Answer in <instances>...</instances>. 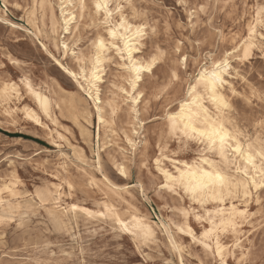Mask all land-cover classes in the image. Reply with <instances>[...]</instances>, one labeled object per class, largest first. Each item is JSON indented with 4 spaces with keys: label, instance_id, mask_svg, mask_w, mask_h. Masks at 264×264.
<instances>
[{
    "label": "rangeland",
    "instance_id": "rangeland-1",
    "mask_svg": "<svg viewBox=\"0 0 264 264\" xmlns=\"http://www.w3.org/2000/svg\"><path fill=\"white\" fill-rule=\"evenodd\" d=\"M120 2L126 1L120 0ZM189 2L194 6L200 3L212 5L210 11L214 22L227 36L226 40L220 42L219 47L231 50L234 41L246 36L248 21L252 20L254 7L260 3V0H189ZM17 3L21 6L20 8L12 6ZM133 3L148 10L150 20L152 18L160 21L170 20L172 25L176 26L177 36H185L179 25L181 23L187 25L188 16L176 0H133ZM87 4L91 7L92 2L88 0ZM0 6H3L2 0H0ZM32 7L33 0H9L7 15H4L2 9L0 10V17H7L11 22L28 29V31L13 29L10 24L0 23V84L8 80L20 83L21 79L27 76L36 87H40L54 99L68 102L63 111H55L57 124H53L44 117L43 122L49 128H53L52 130L64 134L71 146L75 148L63 147L62 153L68 158L62 157L59 149L52 145V138L47 130L25 121L21 114L13 118L5 115V108L3 104H0V184L10 170H14L21 181L17 185L16 196H11L9 193L3 194L6 207L5 210L0 208V216L14 212L17 220L21 215H25L26 221L23 229H17L14 224L0 226V264H70V261L77 258L80 264H113L114 261L118 264H172L175 254L167 243L168 237L159 220H163L169 226L178 243L188 245L192 256L186 259L193 260L203 256L207 264L211 254H205L200 245L193 244L190 237L181 235L170 222L178 224L182 221L178 209L188 206L196 209L198 206L192 204L190 200L180 199L167 190L160 189L158 186L163 178L156 170L154 163L160 155L161 148L157 145L162 143V138L166 141V154L172 158L176 153V158L180 160L189 161L198 157L203 146L189 141L187 147L182 148L180 141L164 135L163 121L157 122L151 119L148 112H142V115L149 117L151 127L149 124H144L142 129H138L142 134L134 136V139L138 141L134 152L127 143L126 136L133 137L135 117L130 119V110H124L126 106L120 102L121 110L114 118L112 127L115 131L112 143L103 149L102 139L97 142L96 138L95 114L91 126L81 119L82 110L85 108L94 113L92 101L43 50L41 42H45L54 57L59 58L64 65L77 69V63L70 54L63 59L62 52L55 50L51 40L54 37H51L49 16L46 15L43 19L41 10L36 11V19L38 26L41 25L44 37H40V40L34 37L27 21L28 12ZM55 9L59 15L56 5ZM92 24L91 16L86 14L74 40L77 41L78 49L82 50V46L87 48L91 43L97 31L95 26H89ZM191 30L188 27L187 33H192ZM202 30H207L203 23L197 27L196 31ZM63 37L64 34L60 30L59 35L56 36L59 44ZM185 39H187L186 36ZM70 43L72 44V41ZM209 47L212 52L217 51L214 45L209 44ZM187 51L191 54V45L188 46ZM196 55H200L199 51ZM10 58L18 60L19 64H13ZM232 63L243 69V78L237 76L235 72L229 77L232 87L237 92V95H232L231 91L228 92L230 103L234 108L232 116L233 119H239L241 123L247 121L246 130L250 135L255 134L258 131L256 125L264 119V107L261 106L259 99V93L264 89V79L261 78L264 76V55L259 54L257 50L247 61L233 60ZM193 64H195L194 61ZM118 73L119 69L115 64H106L103 94L109 99L115 98L116 101L119 97L114 95L115 90L111 88V85L122 83L118 80ZM21 92L22 102L17 103L18 106L29 105L35 108L23 86ZM249 98H252V103H248ZM73 99L80 110H75L68 105ZM83 125L88 128L90 135L87 134ZM96 146L101 155V164L112 183L121 187L125 186L128 190L129 194H121L123 199L115 195L108 184L102 181L99 187L95 185L85 187L86 181L93 174L101 180L99 172L93 169V161L97 153ZM81 151L84 152V156ZM5 157L7 160L4 159ZM120 163H124L127 167V177L119 175L117 164ZM142 163L147 166H142ZM165 163L168 166L171 165L168 161ZM65 176L73 182L74 189L70 195L66 185L59 189L63 194L62 204L77 203L92 211H99L103 210L105 202H109L113 203L125 216L129 214L128 204H131L151 222L158 224L155 227V242L138 250L136 240L130 232L120 229L110 217H89L81 212L77 215L69 214L66 217L55 212L54 204L51 201L42 202L39 195L56 193L57 189L53 185L60 184ZM130 185H144L145 195L140 194L138 187H130ZM247 208L249 213H255V215H251L240 225L241 238L244 241V254L248 255L251 249V258L255 261L259 258L261 246L264 245V218L261 216L264 210H261L254 200L248 204ZM191 221L199 233L200 224L193 219ZM232 239L229 234L225 237V242L231 244ZM80 250H83V254ZM64 252L70 255L65 256ZM239 253L236 252L234 255L235 261L233 256H230V264H239Z\"/></svg>",
    "mask_w": 264,
    "mask_h": 264
},
{
    "label": "snow or ice",
    "instance_id": "snow-or-ice-1",
    "mask_svg": "<svg viewBox=\"0 0 264 264\" xmlns=\"http://www.w3.org/2000/svg\"><path fill=\"white\" fill-rule=\"evenodd\" d=\"M176 2L184 8L188 16V24L179 25L187 39L185 36H177L176 26L172 25L170 20H150L148 10L135 5L133 0H126L124 3L119 0L115 3L113 0H92L91 7L86 0H76L70 5L72 10L67 13H64L62 6L61 14L64 19L61 30L64 33L75 37L86 14L93 20V24L89 26L97 28L87 48L82 46L81 52L74 50L72 53L78 63L91 65V75H88L85 68H81L80 71L84 72L82 82L76 71L69 68H65V71L78 83L82 82L88 97L97 102L96 111L100 114L102 65L106 62L115 64L119 69L118 80L122 83H112L111 88L119 99L115 105L112 99L108 101L107 107L111 109L113 120L102 119V123L114 122L118 108L121 107L120 102H123V106H126L124 110H130V119L135 117L133 132L136 136L142 134L137 130L142 129L144 124L151 127L149 117L142 115V112H148L151 119L163 121L164 135L180 141L182 148H186L189 141L203 145L197 159L191 163L185 162L182 166L181 160L177 159V154L174 153L169 170L167 165L161 166L162 160H169L166 141L162 138V143L157 145L161 148V155L154 160L156 170L163 176L158 187L198 206L196 209L191 206L178 209L185 217V221L179 223L178 231L190 236L192 243L200 245L205 254L211 253L207 264H213V261L215 264H227L226 256L232 254L233 246L226 249L221 241L222 236L236 235L240 225L249 216L255 215L249 213V202L254 200L260 209L264 210V199H261L264 197V119L256 125L257 133L250 135L245 128L247 121L241 123L239 119H233L234 108L228 96L229 91L232 95H237L229 80L231 74L235 72L243 78V69L232 61H247L257 50L259 54L264 55V0H260L254 7L246 36L234 41L231 50L219 47L220 42L226 40L227 36L215 24L210 3L194 6L189 0ZM8 4L9 0H4L5 13ZM12 6L21 7L18 3ZM0 23L7 25L9 21L4 17ZM201 23L207 30L197 32L196 29ZM11 27L15 29L17 25L12 24ZM188 27L192 29V33H187ZM209 44L214 45L217 51L212 52ZM189 45L192 46L191 54L187 51ZM63 47L66 55L69 44L65 43ZM45 50L48 51L47 48ZM197 51L199 56L196 55ZM54 59L57 63L60 62L59 58ZM11 62L19 64L15 59ZM261 78L264 79V76ZM21 84L26 85L28 91L40 101L41 110L50 118L47 98L40 97L27 77ZM20 95L15 84L9 86L4 83L0 88V104L10 103L11 99ZM259 99L264 107V89L259 93ZM252 102V98H249L248 103ZM35 119L37 124L41 123L38 117ZM128 143L135 151L138 141L129 138ZM4 159L7 160V157ZM142 166L147 165L142 163ZM93 169L99 172L101 180L93 174L86 181L85 187H99L101 181L116 187L101 164L98 149ZM117 169L120 176L127 177L128 170L125 166L117 164ZM20 182L16 172L10 170L4 177V184L0 186V204L4 203V193L16 196ZM65 185L70 195L74 184L67 176L60 184L53 185L57 192L49 195L59 194V189ZM130 187H138L140 194H145L144 185ZM229 202L232 203L231 208L221 207ZM237 202L243 207H238ZM104 209L94 213L86 208L78 209L77 204L73 203L68 211L79 210L87 213L89 217L103 216L114 219L116 223L121 224L123 231H130L138 250L155 242V232L143 222L137 220L134 226L129 225L117 215L115 207L106 203ZM261 216L264 218V211ZM189 217H194L200 224L199 233L189 225ZM133 219L135 220V217ZM25 223V215H21L19 220L14 212L0 216V226L14 224L17 229H23ZM167 243L175 254L172 264H205L203 256L193 260L186 259L192 256L191 250L188 245L178 243L173 235H169ZM235 246L239 247V240ZM63 255L70 254L64 252ZM251 257V249L248 255H245L242 249L239 253V264H264V245L261 246L258 259L254 261ZM235 259L233 256V261ZM70 264H80L79 259L70 261ZM113 264L118 262L114 261Z\"/></svg>",
    "mask_w": 264,
    "mask_h": 264
},
{
    "label": "bare ground",
    "instance_id": "bare-ground-1",
    "mask_svg": "<svg viewBox=\"0 0 264 264\" xmlns=\"http://www.w3.org/2000/svg\"><path fill=\"white\" fill-rule=\"evenodd\" d=\"M3 1V5H4V0ZM88 0H86V3H87ZM92 2V0H90ZM126 1V0H124ZM76 2V0H33V7L31 8V10L28 12V16H27V21H28V25L32 28V34L34 35V37L38 38L40 40V37H44L43 36V31L42 29L40 28V26H38V23H37V19H36V11L37 10H41L43 12V19L45 18L46 15L49 16V21H50V30H51V37L53 36L54 38H52L51 40H53V46L55 48V50L59 51V52H62V55H63V59H65L69 54L72 56V59L74 61H76L77 65H78V68L77 69H74L72 67H68L66 65H64L60 60L59 63L56 62V59H54V55L50 52L47 44L45 42H41V47L43 48V50L49 54V56L52 57V59L55 60L56 64L58 65V67L70 78L73 80V82L78 86V88L88 97L87 93L84 91V88L82 86V82H83V76H84V72H81L80 69L81 68H85L86 71L88 72V75L90 76L91 75V65L90 64H81V63H78L77 60L73 57L72 53L73 51L75 50L77 53L81 52V49H78L77 47V41H74L77 37V32L75 33V37L73 36H70L68 35V33H64L61 29H62V26H63V19H64V16L61 14V7L63 6L64 7V13H67L69 12L70 10H72L70 8V5L72 3ZM114 2V0H113ZM117 2V0L115 1ZM114 2V3H115ZM120 2V0H119ZM158 2V1H157ZM177 3V2H176ZM55 5L57 6L58 8V12H59V15L57 14L56 12V9H55ZM216 5V3H215ZM3 10V6H0V10ZM8 11V10H7ZM169 13V12H168ZM4 15L6 16L7 14L4 12ZM4 17H0V20H2ZM31 18V19H30ZM42 18V17H41ZM9 21V24L12 25V24H15L17 25L16 23H13L11 22L10 20ZM22 21V20H21ZM25 23V22H24ZM17 28L18 29H21V30H26L28 31L27 28L25 27H22V26H19L17 25ZM16 28V29H17ZM61 30L62 34H64V37L62 38L60 44L57 42L56 40V36L59 35V31ZM75 31V30H73ZM192 31V30H191ZM31 34V33H30ZM28 36V35H27ZM38 41V40H37ZM70 41H72V44L70 43ZM65 43H68L69 44V48L67 50V54L65 55V50H64V47L63 45ZM73 45H75V48H73ZM48 49V51H46L45 49ZM11 61V59H10ZM106 64H103L102 65V68H103V74L101 75V92H100V107H101V113L100 114H97V102L91 98H89L92 103H93V106H94V113L90 112L88 108H85L82 110V118L84 121H85V124H87L88 126H91L92 125V119H93V115L95 114L96 116V119H97V142H99L101 139L103 141V144H102V148L105 149V147L107 145H109L110 143H112V137L114 136L115 134V131L113 130V122L111 123H102V119H105V120H113L110 115H111V109L107 107L108 105V101L110 100L108 97H106L104 94H103V83H104V74H105V67H106ZM65 68H69L73 71H76L82 78V82L81 83H78L77 80L73 79L69 74L68 72L65 71ZM27 77V76H25ZM24 77V78H25ZM23 78V79H24ZM33 87H34V90L39 93L40 97L41 98H47V101H48V104H49V110H50V118H49V115H45L44 112L41 110V104H40V101L34 96L32 95L31 92L28 91L26 85L24 84H21V81L23 79H21L20 83L18 82H15L13 80H8V81H4L0 84V88H2L3 84L4 83H8L9 86H11L12 84H15L17 86V89L20 91L21 95L18 97V98H13L11 99V102L10 103H6V104H3L4 106V114L13 118L17 115H22L24 117V120L29 122V123H32L34 124L35 126H38V127H41L45 130H47L50 135H51V138H52V145L55 147V148H58L59 149V152L62 153V148L63 147H72L73 149L75 147L71 146L68 138L60 133L59 131L57 130H52L51 128H49L44 122H43V117L46 118V119H49L53 124H57L56 123V120H55V111L58 110V111H63L64 108L66 107V104L68 102H65L63 100H56L54 99L51 95H49V93H47L46 91L42 90L40 87H36L34 84H33V81L27 77ZM231 79V78H230ZM22 86L25 88L27 94L30 96L31 100L33 101L34 103V106L35 108H32L31 106L29 105H22L21 107L18 106L17 103L21 104L22 102ZM253 97V96H252ZM113 100V103L114 105L116 104V100L115 98H112ZM13 105V106H12ZM71 108L75 109V110H80L79 106L77 105L76 101L73 99L69 102L68 104ZM121 110V107L118 108V111H117V114L118 112ZM178 110V109H177ZM36 117H38L41 121L40 124H37L36 123ZM75 122V121H74ZM76 123V122H75ZM80 123V122H79ZM78 125V124H77ZM83 128L86 130L87 134L90 135V131L88 130V128L86 126L83 125ZM81 129V128H80ZM138 131V130H137ZM142 131V130H141ZM86 135V134H85ZM103 136V138H102ZM134 136H136L134 133H133V137H130V136H126V139H127V143H128V139L131 138V139H134ZM61 137H63V139H61ZM81 137V136H80ZM12 139V138H11ZM73 140V139H72ZM135 140V139H134ZM140 143V142H139ZM145 144V141L143 142ZM97 144V143H96ZM130 145V144H129ZM131 146V145H130ZM137 146H138V143L136 144V147H135V150L137 149ZM203 146V145H202ZM96 149H97V146H96ZM131 149H132V146H131ZM97 151V150H95ZM135 152V151H134ZM81 154L84 156V152L81 151ZM161 155V149H160V153ZM96 155V153H95ZM159 155V156H160ZM13 156V155H12ZM62 157H65V158H68L66 154L62 153L61 155ZM73 156V154H72ZM75 159V158H74ZM171 159L169 157V160L168 162L171 164ZM197 159L194 158L192 160H181V166L183 165V163L187 162V163H191L193 160ZM166 161L162 160L161 161V166H165L167 165L165 163ZM122 164L123 166H125L124 163H120ZM84 165V164H82ZM71 166V165H70ZM168 166V165H167ZM126 167V166H125ZM169 167V170H171L170 166ZM127 168V167H126ZM160 173V172H159ZM161 174V173H160ZM120 175V174H119ZM161 177L163 178L162 174H161ZM4 184V181L2 182V184H0V186H2ZM114 184V183H113ZM116 185V184H115ZM108 187L112 190V192L117 195L118 197L122 198L123 197L121 196V194H129L128 190L124 187H121V186H118L116 185L115 188H113L111 186V184H108ZM166 190V189H164ZM57 192V191H56ZM62 193L59 191V194H57L56 196H53V195H49V193H46L45 195H39V198L41 199L42 202H45V201H51L53 204H54V211L59 213L60 215L62 216H68L69 214H73V215H77L79 214L81 211L77 210L76 212H70L68 211L70 208H71V205L73 204H68V203H64L62 204ZM145 195V194H144ZM142 197V196H141ZM144 200V199H143ZM148 202V201H147ZM108 204L110 207H115L117 209V215L120 216L121 220L125 221L127 224L129 225H135L136 221H141L143 222L144 224H146L147 226H149L154 232H155V236H156V231H155V227L158 226V224L156 222H151L147 216L143 215L137 208H135L134 206H132L131 204H128L130 206V211H129V214L127 216L123 215L119 210L118 208L113 204V203H109V202H105L103 204V210H99V211H92L86 207H83V206H80L78 205L77 203V206H78V209L79 208H86L88 209L89 211L91 212H101V211H104V206L105 204ZM250 203V202H249ZM248 203V204H249ZM147 204V203H146ZM237 206L238 207H243V205L239 204V202H237ZM5 207H6V202H5V199H4V203L3 204H0V208L2 210H5ZM210 207V206H209ZM221 207H226V208H231L232 207V203L229 202L227 203L226 205H221ZM248 207V205H247ZM185 207L183 208H180V209H184ZM194 209V208H192ZM81 213H85V212H81ZM180 213V216L182 218V221L180 223H183L185 221V217H183L181 215V212L179 211ZM87 214V213H85ZM99 217H103V216H99ZM133 217H135V220L133 219ZM250 217V216H249ZM158 218V217H157ZM162 218L163 215H162ZM156 219V218H155ZM194 220L195 222H197L194 217H189L187 218L188 220V223L190 226L193 227V230L196 231V229L194 228L193 224H192V221L191 220ZM157 221V220H156ZM162 227L164 228L165 230V233L169 239V235H172L171 231H170V228L168 225H166L164 223L163 220H159ZM171 224H173V226H175V228L177 229L178 231V226H179V223H174L173 221H170ZM198 223V222H197ZM118 224V223H117ZM120 229H121V224H118ZM167 230V231H166ZM130 232V231H129ZM179 232V231H178ZM197 232V231H196ZM200 232V231H199ZM180 233V232H179ZM198 233V232H197ZM181 235H185V234H182L180 233ZM241 234H242V231H241V227H239L238 229V232L236 235H232V242L231 244H228L225 242V237L227 235H224L222 236L221 238V241L222 243L224 244L225 248L227 249L228 246H233L232 247V256H234L236 254V252H241V250L243 249V251L245 250V247H244V241L242 240L241 238ZM229 235V234H228ZM188 236V235H186ZM190 237V236H188ZM191 239V237H190ZM239 240V247H236V241ZM34 246V245H33ZM204 250V249H203ZM81 251V250H80ZM211 254V253H209ZM231 255H227L226 256V261H227V264H230L229 263V258ZM218 259V257H217Z\"/></svg>",
    "mask_w": 264,
    "mask_h": 264
}]
</instances>
